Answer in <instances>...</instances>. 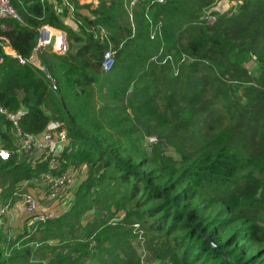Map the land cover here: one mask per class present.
Segmentation results:
<instances>
[{
  "label": "trees",
  "instance_id": "1",
  "mask_svg": "<svg viewBox=\"0 0 264 264\" xmlns=\"http://www.w3.org/2000/svg\"><path fill=\"white\" fill-rule=\"evenodd\" d=\"M11 1L23 23L1 20L0 33L18 56L34 54L44 25L68 49H43L39 66L0 52V107L24 109L19 126L34 136L57 123L70 138L62 156L85 177L55 219L26 216L11 234L0 220V264H264V0H238L230 17L212 11L217 0ZM204 11L214 25L199 23ZM16 143L0 114L11 206L20 183L49 171V156Z\"/></svg>",
  "mask_w": 264,
  "mask_h": 264
},
{
  "label": "built area",
  "instance_id": "2",
  "mask_svg": "<svg viewBox=\"0 0 264 264\" xmlns=\"http://www.w3.org/2000/svg\"><path fill=\"white\" fill-rule=\"evenodd\" d=\"M138 0H131V6L135 5ZM158 2L164 3V0H157ZM236 5L228 10L225 15L230 17L236 12ZM149 21L148 14L145 15ZM1 20H14L19 23H23V18L18 9L13 5L11 0H0V21ZM199 23L214 25L217 22V15L210 11H204L199 17ZM59 32V33H56ZM155 35V30H152L151 37ZM65 34L62 31L52 30L51 27L44 25L39 28V36L34 47V54L24 60L18 56L15 51L12 53L8 52L9 40L6 36L0 33V52L5 55H10L12 57L18 58L20 63L29 62L33 65L39 66V61L37 58L38 53L42 52L45 48H51L52 51L55 50H67V41ZM114 52L111 49H107L103 53L102 59V69L104 71H110L114 64L113 58ZM151 61H156L157 56L153 55L150 58ZM170 61L173 63L171 56H166L163 61ZM190 61L188 57L182 56L178 60V63ZM2 62V57H0V63ZM24 109H20L17 112H10L3 107H0V114L4 115L12 127L15 129V136L17 139V149L16 152L25 151L26 154H31L34 148H37L45 156H49L47 159L48 173L44 175L43 181L45 186L53 192L60 191H70L74 186V174L85 171L81 168H73L68 166L66 159L62 156L63 146L70 142V138L64 130H58L57 123H50L47 129L44 130L40 136H34L28 132H24L19 126V118L24 113ZM158 139L156 136L150 137L148 143H155ZM10 157V152L7 149L0 148V159L7 160ZM30 183L22 182L15 189V196L20 197L17 202H19L26 214L30 218L32 223H43L48 220H53L58 217L61 210H64V204L61 206L59 211L56 209L41 206L39 200L32 192L31 189L26 188V185ZM10 200H3L0 202V220L8 216L11 211ZM63 212V211H62ZM123 216V214H121ZM95 242H92L91 246H94Z\"/></svg>",
  "mask_w": 264,
  "mask_h": 264
},
{
  "label": "crops",
  "instance_id": "3",
  "mask_svg": "<svg viewBox=\"0 0 264 264\" xmlns=\"http://www.w3.org/2000/svg\"><path fill=\"white\" fill-rule=\"evenodd\" d=\"M78 2L81 5L90 4L92 8H96L101 4L102 0H78ZM125 6L126 8L128 7L127 9L131 10V7H130L131 4H129L127 0H126ZM218 7L222 9L223 7L222 3L219 4ZM1 27H5V24H2ZM52 30L58 31V29H55V28H52ZM67 49H68V43H67ZM13 51L14 50L11 47L8 48L9 53H12ZM82 169L85 171V167H82ZM84 177H85V173L78 172L74 174V186L70 189V192L63 191L61 193L55 192L53 194H50L48 193V191L50 190L45 186L44 183H41V182L35 183L33 185L31 184L32 186H30L29 189H31L32 192L35 194V196L38 197L37 199L40 200L39 202L41 203L40 204L41 206L49 207V208H53L57 206V208L58 207L61 208V206L65 204L67 200L72 198V194L74 193V191H76L79 183L84 179ZM3 200L5 199H3V197L0 195V202H3ZM64 209H65V206H64ZM25 218H26V214L21 204L19 202H15L12 205L11 211L8 214V216L4 217V220H3L4 227L6 228L7 232L10 234L20 231L23 225L26 223Z\"/></svg>",
  "mask_w": 264,
  "mask_h": 264
},
{
  "label": "rangeland",
  "instance_id": "4",
  "mask_svg": "<svg viewBox=\"0 0 264 264\" xmlns=\"http://www.w3.org/2000/svg\"><path fill=\"white\" fill-rule=\"evenodd\" d=\"M222 3V9H220L219 7H218V5L219 4H221ZM234 4H238V0H217L216 1V3H215V6L212 8V11L214 10V11H217L219 14H225L228 10H230L232 7H234ZM217 6V7H216ZM218 10H217V9ZM181 59V58H180ZM241 59H243V62L244 63H246V65H247V67H248V69L251 71V72H253L254 74H256L257 73V70H256V66H255V62H254V59L253 58H250L249 56H247V55H242L241 56ZM191 61V60H190ZM187 62V61H186ZM153 136H155V135H151V136H146L145 137V140L146 141H148V139L150 138V137H153ZM144 149V148H143ZM62 191H60V192H58V193H61ZM67 192H70V191H67ZM48 193H50V194H53V193H55V192H53V191H48ZM37 195H39V194H37ZM38 198V197H37ZM39 200V199H38ZM40 201V200H39ZM69 203L68 202H66L65 204H64V206L66 207V209L69 207V206H67ZM55 209H56V211H59L60 210V208L58 207L57 208V206H55L54 207ZM89 215H90V213H88ZM119 214H123V212H120ZM88 215V216H89ZM87 216V217H88ZM259 222L263 225V227H264V215L262 216V218H260L259 219ZM156 264H162V263H156Z\"/></svg>",
  "mask_w": 264,
  "mask_h": 264
},
{
  "label": "water",
  "instance_id": "5",
  "mask_svg": "<svg viewBox=\"0 0 264 264\" xmlns=\"http://www.w3.org/2000/svg\"><path fill=\"white\" fill-rule=\"evenodd\" d=\"M66 38V37H65ZM67 39V38H66ZM55 53H58V54H64L66 52V50H55L54 51ZM161 145H162V149H166V144L164 141H161ZM94 212V209H91L90 210V213H93Z\"/></svg>",
  "mask_w": 264,
  "mask_h": 264
},
{
  "label": "bare ground",
  "instance_id": "6",
  "mask_svg": "<svg viewBox=\"0 0 264 264\" xmlns=\"http://www.w3.org/2000/svg\"><path fill=\"white\" fill-rule=\"evenodd\" d=\"M56 33H59V32H56Z\"/></svg>",
  "mask_w": 264,
  "mask_h": 264
}]
</instances>
